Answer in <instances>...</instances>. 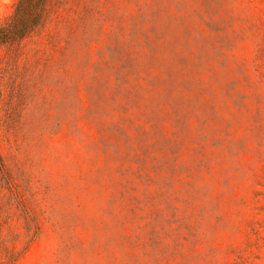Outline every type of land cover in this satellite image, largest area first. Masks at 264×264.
I'll return each instance as SVG.
<instances>
[{
    "label": "rangeland",
    "instance_id": "374dc122",
    "mask_svg": "<svg viewBox=\"0 0 264 264\" xmlns=\"http://www.w3.org/2000/svg\"><path fill=\"white\" fill-rule=\"evenodd\" d=\"M0 161V264H264V0H50Z\"/></svg>",
    "mask_w": 264,
    "mask_h": 264
},
{
    "label": "trees",
    "instance_id": "16d2710c",
    "mask_svg": "<svg viewBox=\"0 0 264 264\" xmlns=\"http://www.w3.org/2000/svg\"><path fill=\"white\" fill-rule=\"evenodd\" d=\"M49 2L17 0L14 15L0 28V42L7 45L20 44L45 25Z\"/></svg>",
    "mask_w": 264,
    "mask_h": 264
}]
</instances>
